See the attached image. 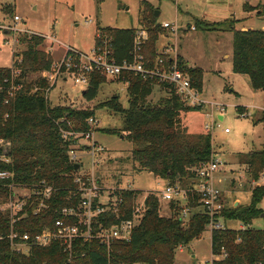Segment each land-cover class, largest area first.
I'll list each match as a JSON object with an SVG mask.
<instances>
[{
    "label": "trees",
    "instance_id": "16d2710c",
    "mask_svg": "<svg viewBox=\"0 0 264 264\" xmlns=\"http://www.w3.org/2000/svg\"><path fill=\"white\" fill-rule=\"evenodd\" d=\"M5 9L12 14L10 7ZM155 12L149 3H144L139 15V29L147 32L143 55L148 67L156 61V43L164 30ZM139 29H102L106 33L103 37L109 38L117 63L133 58ZM232 30L233 72L249 77L252 88L263 94L264 104V30L242 31L233 27ZM46 40L45 36L35 33L21 35L18 44L24 45L26 50L14 53L11 68L0 67L3 86L0 91V172L11 174L9 178L0 179V205L14 197V188L23 187L34 192L15 217L0 211V264H70L68 255L58 242L48 247L32 246L25 254L14 246L24 242L9 237L11 233H27L34 237L48 227L53 228L55 222L63 217V208L78 205L80 196L78 199L75 197L77 185L73 176L77 171L75 164L69 161V152L77 148L79 138L76 135L89 138L93 132L88 121L94 112L52 107L45 91H52L54 87H50L43 78L36 82L27 81L31 75H41L54 69L52 53L40 49ZM99 42L101 40L97 38L95 47ZM178 63L201 93L202 70L187 67L180 56ZM104 79L99 74L93 76L84 91L87 101L97 98ZM154 86L152 81L131 76L128 108H123L119 96L101 104V108L123 116L124 126L120 135L125 133V139L134 144L131 160L135 171H146L170 184L186 185L194 178L197 169L217 157L213 137L211 134L191 135L187 128L182 127L181 113L200 111V108L185 107L172 91H168V97L159 103H149ZM237 110L241 116L246 115L245 108L238 107ZM100 131L116 135L115 131L108 129ZM4 144L8 148L3 147ZM240 166L253 180H259L264 173V150L243 154ZM45 189H51L49 198L40 194ZM140 194L135 190L122 193L121 219L132 218ZM263 198L264 184L253 189L249 206L223 211L225 218L240 219L248 228L211 233L212 253L219 255L224 250L227 254L216 264H264V230L249 227L262 213L257 206ZM145 205L146 213L129 243H115L108 251L96 239L87 242L81 239L75 243L74 259L79 264H174L177 249L198 240L207 229L209 217L202 212L194 214L188 227L184 228L182 220L174 218V215L169 218L160 215L155 195L149 194ZM190 206L195 207L197 203ZM171 209L175 214L182 211L176 203L171 204ZM111 221L109 219L108 224Z\"/></svg>",
    "mask_w": 264,
    "mask_h": 264
},
{
    "label": "rangeland",
    "instance_id": "374dc122",
    "mask_svg": "<svg viewBox=\"0 0 264 264\" xmlns=\"http://www.w3.org/2000/svg\"><path fill=\"white\" fill-rule=\"evenodd\" d=\"M144 3H149L155 11L160 12V25L167 22L178 28L175 33L172 29L161 31L156 43V55L159 57L169 47L175 48L187 67L200 68L203 72L200 98L206 105L200 111L182 112L181 125L191 135H212L217 158L222 162V166L213 174L214 186L224 196L227 210L243 209L251 204L255 186L253 178L242 170L240 157L252 151L264 150V104L263 94L252 88L249 77L233 72L232 27L242 31L264 30V16H260L264 13V0H0V67L11 68L14 53L26 50L24 45L17 42L24 34L21 31L45 36L46 43L40 49L52 52L57 60L64 57L68 47L91 55L98 36L106 35L102 29L141 28L139 15ZM7 7L12 9V14L7 12ZM16 16L20 18L17 33L12 31ZM190 27L197 30H190ZM39 79L41 76L36 74L28 77L27 81L36 82ZM67 79L65 81L60 77L47 94L51 106L92 111L95 123L97 121V125L91 124V140L76 135L79 138L76 149H84V152H78L81 168L77 175L96 181L100 179V187L109 191L106 196L118 188L140 191L137 207H144L147 196L153 194L158 200L162 217L174 215V218H178L180 214L173 213L171 209V204L175 202L163 198L167 182L146 171H135L131 160L134 144L130 139H125V133L120 135L124 126L123 116L108 108H101V104L119 96L123 108L127 109L129 85L122 79L105 78L97 98L90 102L84 97L87 88L76 87L71 77ZM166 97L168 94L164 90L154 86L148 101L154 105ZM238 107H247L245 116L239 114ZM206 114H211V119ZM207 124L212 125L210 130L206 129ZM101 129L115 131L116 135L105 134ZM226 129L228 133H225ZM122 136L124 139H121ZM94 142L105 148L102 155H96V158L85 151ZM3 147L8 148V145L4 144ZM239 175H244L245 180L239 181ZM13 191L15 196L0 205L3 207L0 211L10 217H15L20 211L17 201L25 203L23 197L29 199L34 193L23 187L14 188ZM9 203H14L12 209L6 206ZM179 204L180 208H187L185 202ZM257 207L262 213L250 227L264 230V198ZM221 222L232 231H240L245 226L240 219L222 217ZM183 227H188L187 221ZM211 241V232L206 229L201 238L177 249L174 264L212 261ZM24 248L22 251L27 254Z\"/></svg>",
    "mask_w": 264,
    "mask_h": 264
},
{
    "label": "built area",
    "instance_id": "2783aa9c",
    "mask_svg": "<svg viewBox=\"0 0 264 264\" xmlns=\"http://www.w3.org/2000/svg\"><path fill=\"white\" fill-rule=\"evenodd\" d=\"M14 20L16 24L15 27L12 28V31L17 33L19 30H17L16 27L18 22H20V18L16 16ZM87 24L89 23L87 22ZM161 26L163 29H172L174 33L178 29L167 22L163 23ZM190 29L193 31L196 30L195 27H190ZM21 32L24 34H32L30 31ZM98 38L101 42L95 47L91 55H86L76 49L68 47L64 57L55 62L53 71L42 73L40 75L41 78L45 79L50 87H53L54 84L60 80V77H63L65 81H68L67 78L71 77L76 87L87 88L93 76L97 74L105 78L123 79L124 83L128 85L131 76H138L144 81H152L155 86L160 87V89L164 90L166 93L172 91L187 107L203 108L206 105L205 101L200 98V92L193 86L188 74L180 69L178 54L175 48H167L165 53L163 52L159 57L157 56L158 58L154 65L148 67L146 58L143 55V46L147 39V32L143 29H139L135 37L133 58L131 60H125L122 63H117L113 58L109 38H104L101 35H99ZM4 83H7V80H5ZM2 89L3 86L0 82V91ZM50 92V89H47L45 94L47 95ZM6 103L8 102L6 101ZM206 116L208 119H211V114H206ZM88 124L90 126L91 124L97 125V121L95 123L92 117L89 119ZM211 127L212 125L210 124L206 125L207 130H210ZM228 132L229 130L226 129L225 133ZM91 135L92 133L89 134L90 140ZM89 138L86 137L88 141ZM82 150L84 149L77 150L74 148L69 152L70 163L78 164V158H80L78 152H84ZM85 151L86 153H91L90 155L92 158H96V155H102L105 148L94 142L91 144L90 149L87 148ZM1 158L7 161L5 157ZM99 162H101V160H99ZM221 166L222 162L216 157L195 171V176L191 179L189 185L180 183L166 184L165 190L163 191V198L166 201L175 202L179 207L181 201L187 204V208L182 209L178 217L182 220L183 224L186 221L189 224L194 214L202 212L209 217L207 229L211 233L213 231L227 230L221 222V218L224 217L223 211L227 209L225 198L221 191L214 186L212 181L213 174ZM77 173L78 171L73 174V176L74 183L77 185L75 197L78 199V195L80 196L78 205L63 208L61 211L63 217L55 222V226L53 228L48 227L44 229L34 237H31V235L27 233L24 235L11 233L9 236L11 240L18 238L24 242L23 244H14L19 251L23 252L22 247H25L24 249L29 252L32 246L48 247L53 242H58L68 255L69 263L79 264L74 259L75 257L73 255L74 246L78 240L82 239L84 242H87L96 239L101 245L105 246L108 251H110L115 243H129L132 240L134 231L141 223L147 210L146 205L144 207H137L135 203L132 218L121 219L123 204L122 193L124 191H132L133 189L118 188L116 191L112 192V194L106 196V193L109 191H104V189L100 187V182L98 183L95 179H87L86 177L78 176ZM242 173L243 172L240 174ZM10 176V173L0 172V179H6ZM238 180H245V176L239 175ZM252 183L255 188L262 186L264 184V173L261 174L259 180H253ZM40 194H43L44 198H49L51 189H45V191ZM27 200L26 197H23L25 203L17 201V203H19V212L22 211ZM191 203H197V206L192 207L190 206ZM6 206H10L12 209L14 203H9ZM193 209L197 211H193ZM0 210H3V207H0ZM105 219L106 223L104 222ZM109 219H112L111 224H108ZM246 228L247 227L244 226L242 230ZM212 257V261L201 264H216L225 259L227 254L222 250L221 254H213Z\"/></svg>",
    "mask_w": 264,
    "mask_h": 264
},
{
    "label": "water",
    "instance_id": "95a60500",
    "mask_svg": "<svg viewBox=\"0 0 264 264\" xmlns=\"http://www.w3.org/2000/svg\"><path fill=\"white\" fill-rule=\"evenodd\" d=\"M155 17L158 19L160 17V12L156 11L155 12ZM121 139H124V136H122ZM80 168H81V164H75L76 171H78ZM98 182H100V179H98ZM237 205H238V202L235 203V206H237ZM263 217H264V215H263Z\"/></svg>",
    "mask_w": 264,
    "mask_h": 264
},
{
    "label": "crops",
    "instance_id": "0c3cea01",
    "mask_svg": "<svg viewBox=\"0 0 264 264\" xmlns=\"http://www.w3.org/2000/svg\"><path fill=\"white\" fill-rule=\"evenodd\" d=\"M190 29V28H189ZM191 30V29H190ZM197 30V29H196ZM196 30H194V31H196ZM52 53V52H51ZM181 58H183L180 54H178ZM53 56V55H52ZM54 58V57H53ZM54 60H55V62H57V61H59V60H57V59H55L54 58ZM183 60H184V58H183ZM185 62V61H184ZM259 92V91H258ZM243 108H245L246 110H247V107H243ZM245 227H247V226H245ZM250 227V226H249ZM248 228V227H247ZM252 228V227H251ZM253 229H255V228H253ZM256 230H258V229H256ZM194 258H196L195 256H193Z\"/></svg>",
    "mask_w": 264,
    "mask_h": 264
}]
</instances>
